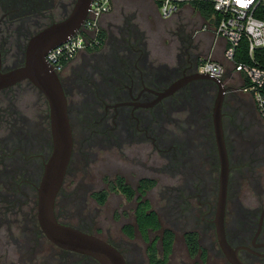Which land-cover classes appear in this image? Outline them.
Instances as JSON below:
<instances>
[{
	"label": "flooded vegetation",
	"instance_id": "af4514ba",
	"mask_svg": "<svg viewBox=\"0 0 264 264\" xmlns=\"http://www.w3.org/2000/svg\"><path fill=\"white\" fill-rule=\"evenodd\" d=\"M76 2L0 0V76L24 67L29 41ZM115 7L98 43L53 69L73 140L57 221L110 244L126 264H264V123L243 75L200 71L213 37L192 8L160 16L157 28L145 16L143 30L123 13L110 22ZM52 152L46 96L29 79L1 88L0 264H101L55 245L40 226Z\"/></svg>",
	"mask_w": 264,
	"mask_h": 264
},
{
	"label": "water",
	"instance_id": "95a60500",
	"mask_svg": "<svg viewBox=\"0 0 264 264\" xmlns=\"http://www.w3.org/2000/svg\"><path fill=\"white\" fill-rule=\"evenodd\" d=\"M91 2L92 0H77L68 18L53 23L36 34L28 43L25 66L0 76V89L29 79L49 102L53 152L46 165L38 199V220L47 238L63 249L92 256L101 264H126L122 254L113 246L97 237L60 224L54 214L55 199L70 161L73 140L66 96L58 75L48 63L47 55L51 50L66 43L81 28ZM216 132L221 152L224 153L225 145L219 110L216 115ZM225 193L226 175L224 174L218 211L220 227Z\"/></svg>",
	"mask_w": 264,
	"mask_h": 264
},
{
	"label": "built area",
	"instance_id": "2783aa9c",
	"mask_svg": "<svg viewBox=\"0 0 264 264\" xmlns=\"http://www.w3.org/2000/svg\"><path fill=\"white\" fill-rule=\"evenodd\" d=\"M116 0H92L81 28L69 40L51 50L48 63L61 72L82 50L98 43L102 19ZM159 15L170 19L183 6L193 3L210 4L213 15L205 20L200 32L211 33L212 54L200 67V71L220 79L229 71L241 74L245 79L244 90L253 99L255 108L264 123V64L257 58L264 50V0H153ZM221 55V60L215 56ZM245 56L247 61H237Z\"/></svg>",
	"mask_w": 264,
	"mask_h": 264
},
{
	"label": "rangeland",
	"instance_id": "374dc122",
	"mask_svg": "<svg viewBox=\"0 0 264 264\" xmlns=\"http://www.w3.org/2000/svg\"><path fill=\"white\" fill-rule=\"evenodd\" d=\"M131 1H134V5H131L130 2H124V3L120 2L118 5H116L114 12L110 14L108 20L110 22H115L114 19L116 17H119V15L121 16V14L123 13L122 14L123 16L129 17L130 22L132 23L136 22L137 25H139L143 30L147 29L142 24V21L145 18V16H146L147 25L155 28L161 25L162 19L160 18L158 12V6L154 1L152 0H131ZM131 11L134 14L128 16ZM189 12H191V8L189 6H185L182 8V10L179 13H181L182 15H187L189 14ZM193 12L194 13L191 14V17L196 22L198 28H200V26H202L203 24L202 19L199 18L200 16L198 15V13H196L195 11ZM206 37L207 39L205 41V44L207 45V47H210L212 37L209 35ZM215 59L221 60L222 57L221 55H216Z\"/></svg>",
	"mask_w": 264,
	"mask_h": 264
},
{
	"label": "trees",
	"instance_id": "16d2710c",
	"mask_svg": "<svg viewBox=\"0 0 264 264\" xmlns=\"http://www.w3.org/2000/svg\"><path fill=\"white\" fill-rule=\"evenodd\" d=\"M191 8L199 14V16L203 19V20H207L209 19L214 11H213V7L210 4H205V3H193L191 4ZM257 58L261 61V63L264 64V50L262 52V54H258ZM237 61L241 62V61H247L245 56L242 57H237ZM130 190V189H129Z\"/></svg>",
	"mask_w": 264,
	"mask_h": 264
},
{
	"label": "crops",
	"instance_id": "0c3cea01",
	"mask_svg": "<svg viewBox=\"0 0 264 264\" xmlns=\"http://www.w3.org/2000/svg\"><path fill=\"white\" fill-rule=\"evenodd\" d=\"M120 2H123V3H124V2H130L131 5L134 4V1H131V0H116L114 6L118 5ZM127 4H128V3H127ZM183 7H185V6H183ZM183 7H182V8H183ZM189 7L191 8V6H189ZM181 10H182V9H181ZM198 15H199V14H198ZM199 18L202 19L201 17H199ZM204 21H205V20L202 19V22H204Z\"/></svg>",
	"mask_w": 264,
	"mask_h": 264
}]
</instances>
